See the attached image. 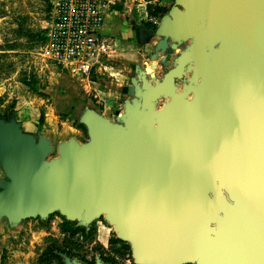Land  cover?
Listing matches in <instances>:
<instances>
[{
  "label": "rangeland",
  "instance_id": "obj_1",
  "mask_svg": "<svg viewBox=\"0 0 264 264\" xmlns=\"http://www.w3.org/2000/svg\"><path fill=\"white\" fill-rule=\"evenodd\" d=\"M179 1V7L191 3ZM54 3L0 0V86L6 89V97L18 94L26 107H34L38 116L41 113L38 122L44 140L55 153L73 155L69 163H59L62 169L71 170L79 162L101 160L110 149L111 130L124 140L123 128L135 129L132 122L142 112L133 108L131 91L144 96V82L151 79V54L159 51L149 44L158 34L159 16L171 10L158 0L115 2L111 13L130 35L108 34L115 40V52L86 80L43 53L46 39L42 37L53 20ZM172 11H177V5ZM133 77H141L143 86L134 89ZM14 98L6 105L10 110ZM129 135L141 138L144 132L130 131ZM55 210L48 201L16 192L0 201V264H163L144 254L138 238L131 245L116 242V236L107 247L100 243L99 238L105 240L116 233L109 227L121 219L118 211L90 205L81 214L63 211V222ZM130 228L135 229L133 223Z\"/></svg>",
  "mask_w": 264,
  "mask_h": 264
},
{
  "label": "crops",
  "instance_id": "obj_2",
  "mask_svg": "<svg viewBox=\"0 0 264 264\" xmlns=\"http://www.w3.org/2000/svg\"><path fill=\"white\" fill-rule=\"evenodd\" d=\"M158 1L160 6L171 11L159 16L158 34L149 44L154 51H159L152 54L151 69H146L151 79L149 83L144 82V96H137L139 103L136 110L142 112L139 125L143 124L145 137L133 144L120 140L116 137V131L111 130L110 149L101 160L79 162L74 169H62L59 163H69L73 155L69 151L55 153L44 140V131L38 122L41 113L38 116L34 107H26L25 100L18 94L12 96V93L6 97V89L0 86V201L7 200L16 192L18 195L30 196L33 200L48 201L56 209V216H62L63 211L81 214L90 205L110 207L119 212L122 220L116 219L115 223L110 224L109 231L116 233L105 240L99 238L100 243L107 247L116 236L119 240L116 242L131 245L138 238L137 222L134 224L135 229L130 231L134 216L131 206L133 198L129 197V192H134V188L139 190L141 184L140 179L131 175L138 173L140 169L137 166L143 159L147 156L152 159L155 157V150L160 154L166 153L167 144L156 142L157 138L153 137L155 133L167 136V131L159 122L161 115L165 116L167 110L175 109L178 118L168 121L167 126L178 125V122L187 124L190 127L187 135L195 136L196 142L204 137L215 139L218 136L210 122L211 119L221 117L214 104L218 100L223 103L224 99L216 97L222 84H211V79L216 76L211 70L212 64L207 74L202 73L201 60L190 54L194 40L205 28L210 29L212 36L203 50L202 58L208 57L214 49H219L223 57L227 52L223 43L227 47L230 45L241 50V44L255 39L256 35L264 40V0H190L191 3L186 7H179V0ZM176 5L177 11L173 12ZM116 20V14L110 11L104 33L116 31L120 35L122 32L125 36L130 35ZM220 29L226 34L222 36ZM159 37H162L160 41L157 40ZM184 54L188 57L184 74L175 81V92L181 101L171 96H157V83L163 81L166 72L174 68ZM168 61L170 66L166 67L167 71L160 74L164 63L167 65ZM201 79L205 81L200 82ZM140 81L143 82L141 77L138 78ZM141 86L142 83H139L138 87ZM228 92L226 88L222 94L224 98ZM13 97L14 108L10 110L6 105ZM129 152H132V158ZM192 153L193 149L188 154ZM166 157L172 159L168 155ZM129 176L132 178L129 179Z\"/></svg>",
  "mask_w": 264,
  "mask_h": 264
},
{
  "label": "water",
  "instance_id": "obj_3",
  "mask_svg": "<svg viewBox=\"0 0 264 264\" xmlns=\"http://www.w3.org/2000/svg\"><path fill=\"white\" fill-rule=\"evenodd\" d=\"M220 34L223 36L226 33L223 29H220ZM211 36L209 28H205L200 32L191 46L190 54L194 58L201 60L203 74H207L210 71L209 68L212 64L211 70L215 72L216 76L211 79V84L214 86L222 84L220 90L217 91L218 96L216 97L224 99L223 103L219 102L217 98L214 99L218 100L215 101L214 107L219 110L221 117L211 119L210 122L213 126V131H216L218 136L215 139L214 137H204L201 141L196 142L195 136L188 137L187 134L190 127L187 124L178 123V125L167 126L168 121L178 118V112L175 109H170L169 113L164 118H161V124L167 131V136L155 133L153 137L157 138L156 142L167 144L165 154L173 160L155 150V157L152 159L147 156L137 166L140 169L138 173L135 176L131 175L140 179L141 184L139 190L134 188V192H129V197L133 198L131 206L134 221L132 223L135 224L137 222L138 230L136 234L143 246L144 254L157 262H162L163 260L162 250H160L162 245L166 248L165 251L171 255H182L185 253V247L179 241L182 233L188 232L192 236L203 235L202 228L199 229L189 221L185 222L178 210L176 212L172 211L171 203L175 205L176 198L183 191L198 190L204 184H207L212 176L230 172L227 168L228 163H230L226 152L229 141L227 132L234 130L231 115L235 104L242 96L246 86L256 80L258 75H261L259 76L260 80L264 82V40L261 36L254 35L255 39L242 43L240 46L241 50H237V47L232 48L230 45L227 47V44L223 43V48L227 50L223 57L219 49H214L208 57L202 58L203 50ZM185 55L179 58L178 66L181 61H188V57ZM166 66H170L169 61ZM176 66L166 72L162 82L157 83L155 93L159 97L171 96L180 102L181 97L174 94V87L175 81L183 76L175 77L171 74L178 68ZM167 77L169 78L170 88L167 92L160 93V91H157V87L164 84ZM202 81L205 80L201 79L200 82ZM134 83H136V79H134ZM226 88L229 92L224 98L222 94L225 93ZM138 103L139 101L136 100V106ZM142 105L145 107V104ZM136 106H133V108L136 109ZM221 108L225 110L224 113L220 112ZM238 108H241V104ZM139 117L137 116L132 122V125H135V129L133 127L130 129H127L128 127L126 129L123 128L125 132L123 141L134 144L145 137L146 131L143 127H140ZM234 118L238 123H242L243 119L245 120L239 115ZM181 126L183 128H180ZM130 131H134L136 134L144 132V136L139 138L137 135H129ZM192 149L193 153L186 155L191 153ZM128 154L132 158V152ZM131 176H129V179L132 178ZM167 209L169 214L166 211ZM218 232H221V230L214 231V234ZM224 233L222 238L225 240L229 235L226 232Z\"/></svg>",
  "mask_w": 264,
  "mask_h": 264
},
{
  "label": "flooded vegetation",
  "instance_id": "obj_4",
  "mask_svg": "<svg viewBox=\"0 0 264 264\" xmlns=\"http://www.w3.org/2000/svg\"><path fill=\"white\" fill-rule=\"evenodd\" d=\"M259 76L247 81L231 115L234 130L227 132L226 149L230 172L212 176L198 190L183 191L175 205L171 203V210L202 228L203 235L182 233V255H171L160 246L163 264H264V82ZM139 83L131 79L134 89ZM131 94L136 106V91ZM236 115L245 120L238 123ZM224 232L229 235L225 240Z\"/></svg>",
  "mask_w": 264,
  "mask_h": 264
},
{
  "label": "built area",
  "instance_id": "obj_5",
  "mask_svg": "<svg viewBox=\"0 0 264 264\" xmlns=\"http://www.w3.org/2000/svg\"><path fill=\"white\" fill-rule=\"evenodd\" d=\"M117 0H55L53 20L45 34L44 55L59 66L90 80L115 40L103 29Z\"/></svg>",
  "mask_w": 264,
  "mask_h": 264
},
{
  "label": "bare ground",
  "instance_id": "obj_6",
  "mask_svg": "<svg viewBox=\"0 0 264 264\" xmlns=\"http://www.w3.org/2000/svg\"><path fill=\"white\" fill-rule=\"evenodd\" d=\"M186 56V55H185ZM187 58V57H185ZM186 60V59H185ZM185 66H186V61L185 62H180L179 63V66L177 65L176 67H178L175 71H173L171 74L174 75L175 77L176 76H179V77H182L183 76V72L185 70ZM170 74V75H171ZM170 88V82H169V78L167 77L166 81L164 84H162L161 86L157 87V91H160V93H164V92H167L168 89ZM174 94L175 95H178L176 92H175V87H174ZM167 109V108H166ZM170 110V109H169ZM169 110H167V112L169 113ZM165 115H167V113H165ZM164 116V115H163ZM163 116L161 115V117L163 118ZM165 117V116H164ZM175 120V119H174ZM161 121V119H159V122ZM179 123V122H178ZM170 124V123H169ZM161 128V127H159ZM165 129V128H164ZM160 131V130H159ZM161 133V131H160ZM165 133V132H164ZM163 135V134H162ZM173 157V156H172Z\"/></svg>",
  "mask_w": 264,
  "mask_h": 264
},
{
  "label": "trees",
  "instance_id": "obj_7",
  "mask_svg": "<svg viewBox=\"0 0 264 264\" xmlns=\"http://www.w3.org/2000/svg\"><path fill=\"white\" fill-rule=\"evenodd\" d=\"M42 38H43V40H44V39H46V38H45V36H44V37H42ZM41 120H42V119H41ZM117 241H119V240L117 239Z\"/></svg>",
  "mask_w": 264,
  "mask_h": 264
}]
</instances>
